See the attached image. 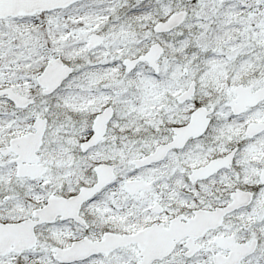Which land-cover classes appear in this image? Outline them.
I'll return each instance as SVG.
<instances>
[{
  "label": "snow or ice",
  "instance_id": "obj_1",
  "mask_svg": "<svg viewBox=\"0 0 264 264\" xmlns=\"http://www.w3.org/2000/svg\"><path fill=\"white\" fill-rule=\"evenodd\" d=\"M0 264H264V0H0Z\"/></svg>",
  "mask_w": 264,
  "mask_h": 264
}]
</instances>
